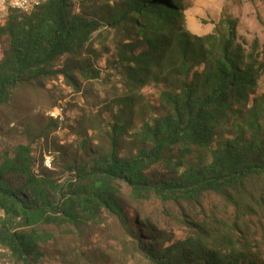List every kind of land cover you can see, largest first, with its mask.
Returning a JSON list of instances; mask_svg holds the SVG:
<instances>
[{
    "label": "trees",
    "instance_id": "trees-1",
    "mask_svg": "<svg viewBox=\"0 0 264 264\" xmlns=\"http://www.w3.org/2000/svg\"><path fill=\"white\" fill-rule=\"evenodd\" d=\"M125 3L127 9L111 26L133 25L140 39L126 45L143 49L137 54L132 50L129 62L123 65L130 95L124 98L126 104H119L135 105L137 90L153 81L164 86L159 95L164 113L139 125L130 142L134 150L123 156L119 154V139L129 127L113 122L106 132L109 151L92 156L90 167L84 164L76 170L75 178L61 186L31 172L26 146H18L13 157L4 158L0 162V248L15 262L29 264L38 257L39 243L47 236L36 231L40 225L76 227L95 221L101 210L125 224L116 197L121 184L141 201L157 198L177 203L196 200L203 193L219 195L234 210L231 227L254 213L258 199L249 191V182L264 176V126L257 121L259 104L247 110L243 120H232L230 136L224 132L230 117L239 118L241 107L257 90L264 73V44L258 53L255 41L246 54L238 42L237 20L231 17L222 19L211 35H192L185 27L182 0ZM99 28L97 20L75 11L73 0H45L28 12L9 9L0 27V37L7 43L0 61V106L20 84L59 75L78 89L76 76L97 79L99 73L84 55ZM63 57L61 68H55ZM124 60L122 53L119 63ZM259 103L264 104V96ZM172 150L175 157L166 156ZM192 154L199 159L194 165L186 161ZM158 163H165L173 177L151 178L148 172ZM9 171L27 178L31 198L5 181ZM48 188L56 198L47 194ZM194 226L207 230L205 224ZM207 237L208 233H201L162 251L146 249L145 256L150 264H257L228 237L225 250L217 245L210 248L204 240Z\"/></svg>",
    "mask_w": 264,
    "mask_h": 264
},
{
    "label": "rangeland",
    "instance_id": "rangeland-1",
    "mask_svg": "<svg viewBox=\"0 0 264 264\" xmlns=\"http://www.w3.org/2000/svg\"><path fill=\"white\" fill-rule=\"evenodd\" d=\"M6 4L0 0V27L9 13ZM125 4V0H73L75 11L100 24L84 55L99 76L93 80L76 76L78 89H73L59 75L18 85L9 101L0 106V162L5 157H13L18 146H26L32 162L31 172L61 186L75 178L76 170L84 164L90 167L92 156L109 151V133L106 132L113 122L129 127L119 139V154L123 156L134 150L130 142L139 125L164 113L159 103L164 86L153 81L137 90L135 105L121 107L119 104V101L126 104L124 98L130 95L123 65L129 62L132 50L137 54L143 49L141 46L131 49L126 45L129 42L136 44L140 39L133 25L111 26L112 21L127 9ZM182 4L185 27L192 35H211L222 19L231 17L237 20L238 42L245 53L251 52L255 41L257 52L261 50L264 0H182ZM6 49V39L0 37V61ZM122 53L125 60L120 64ZM64 60L65 57L60 58L55 68H61ZM263 96L264 73H261L257 90L248 104L241 107L239 118L230 117L224 132L226 136L233 131L232 120H243L254 104H259L256 106L259 115L257 117L258 112H255V116L260 126H264V104L259 103ZM60 109L63 120L49 115ZM246 136H249L248 132ZM171 155L175 157L174 150L166 153V156ZM44 156L52 158L51 166L46 167L49 169L42 167ZM186 161L194 165L199 159L192 154ZM204 162L208 163L209 159L205 158ZM148 175L153 179L173 177L165 163L154 165ZM4 179L21 195L31 198L24 175L9 171L5 172ZM248 189L258 199L254 213L237 220V227H231L235 220L234 210L219 195L203 193L196 200L177 203H163L157 198L141 201L135 200L130 189L121 184L116 197L125 224L116 215L101 210L95 221L76 227L40 225L36 231L47 236L39 243L38 257L29 260V264H150L145 256L146 249L162 251L201 233L209 234L204 240L210 248L217 245L221 250L227 249L225 237H228L238 250L248 251L257 264H264V176L250 180ZM54 193L48 188L47 194L52 199L56 198ZM195 224H205L207 230H198ZM0 264L21 263L15 262L7 250L0 248Z\"/></svg>",
    "mask_w": 264,
    "mask_h": 264
},
{
    "label": "bare ground",
    "instance_id": "bare-ground-1",
    "mask_svg": "<svg viewBox=\"0 0 264 264\" xmlns=\"http://www.w3.org/2000/svg\"><path fill=\"white\" fill-rule=\"evenodd\" d=\"M45 0H42V3L44 2ZM38 5V0H27L26 1V4L24 5V12H28L30 11L32 8L36 7ZM61 110H59V115L60 117H56V115H54V113H50L49 115L57 120H63V117L61 116ZM58 111V110H57ZM63 115V114H62ZM51 162H52V158L50 156H44V161H43V164L45 167H49L51 166Z\"/></svg>",
    "mask_w": 264,
    "mask_h": 264
},
{
    "label": "built area",
    "instance_id": "built-area-1",
    "mask_svg": "<svg viewBox=\"0 0 264 264\" xmlns=\"http://www.w3.org/2000/svg\"><path fill=\"white\" fill-rule=\"evenodd\" d=\"M2 1H3V4H6L5 0H2ZM6 1H7L6 5H7L8 9L24 12V5L26 4L27 0H6ZM41 3H42V0H38V5L36 7L40 6ZM50 113H54V115H56V117H58V116L60 117L58 111L50 112Z\"/></svg>",
    "mask_w": 264,
    "mask_h": 264
}]
</instances>
